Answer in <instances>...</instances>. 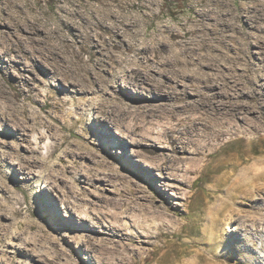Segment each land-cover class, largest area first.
Instances as JSON below:
<instances>
[{
  "label": "bare ground",
  "instance_id": "6f19581e",
  "mask_svg": "<svg viewBox=\"0 0 264 264\" xmlns=\"http://www.w3.org/2000/svg\"><path fill=\"white\" fill-rule=\"evenodd\" d=\"M15 2L8 3L14 19L21 10L14 8ZM82 16L76 10L61 12V18L73 24L74 19L82 20ZM3 21L0 11V24ZM19 22L28 31L37 32L33 22L22 17ZM88 22L89 31L85 34L66 22L68 36L55 29L51 36L24 37L30 43L31 52L26 58H30L31 64L21 68L16 78L5 75L0 68L2 155L5 161L18 165L19 187L32 186L39 176L37 169L43 167L42 184L61 193L67 213L66 220L54 217V226L41 225L47 237L45 253L51 259L43 254L42 241L34 242L16 234L11 241H0V264H10L14 257L26 262L33 256L39 260L45 256L42 264H86L75 255L77 246L90 255L94 264H142L140 254L147 253L146 247H156L164 234L176 232L167 214L173 213L172 209L165 202L156 204L145 187L149 181H155L153 173L147 178L139 166L118 162L116 156L108 157L99 148L103 146L96 139L99 136L126 140L137 147L138 153L143 149L153 155L148 166L160 173L186 209L195 196L196 181L208 175L211 186L204 195V205L211 200L214 204L201 212L205 214L204 222H217L223 212L233 210L234 205L241 206L242 199L264 191V170L256 168L264 157H253L250 149L259 140L264 121V94L260 93L264 88V59L260 66L256 65L250 42L254 36H238V43L230 44L229 39L234 36L222 32H215L217 36H181L171 32L161 36L166 49L158 38H154V46L155 43L149 45L143 39L137 41V36H113L119 28L113 32V24L104 26L102 17ZM11 24L17 27L14 22ZM83 24L80 21L79 28L85 29ZM11 36L6 52L16 57L23 52V37ZM260 50L264 55V44ZM125 65L134 68L126 69ZM46 99L51 100L48 108ZM67 102L74 106V112L68 116L69 126L77 128L81 135L79 142L68 145L57 134L66 123L65 114L58 107ZM89 106L100 125L99 133L82 125ZM245 112L251 118L247 126L243 124ZM32 125L46 128V133H38L35 141L29 140ZM247 135L252 137L246 140ZM46 138L57 142L55 148L62 146L59 161L66 164L63 168L60 163L47 168L50 161L38 156L40 144ZM91 142H96L98 148L91 149ZM241 142L244 148L239 152ZM234 144L235 153L227 154L228 146ZM16 145L21 151L16 150ZM112 178L118 180L120 191L115 198L105 197L109 210H96L87 198L91 195L85 192L86 187L79 184L89 187L92 181H98L105 186L113 182ZM63 181L69 182V186ZM36 200L45 211H51L44 204L45 193L38 194ZM75 217L79 220L75 221ZM125 220L130 222L129 226ZM0 224L4 229L6 224ZM246 242L251 243L249 238ZM219 244L223 246V239ZM181 245L180 255L194 253L192 256L199 258V264L224 261L213 254L200 258L212 245L207 242L200 243L197 250H193V241ZM260 264H264V258Z\"/></svg>",
  "mask_w": 264,
  "mask_h": 264
},
{
  "label": "rangeland",
  "instance_id": "374dc122",
  "mask_svg": "<svg viewBox=\"0 0 264 264\" xmlns=\"http://www.w3.org/2000/svg\"><path fill=\"white\" fill-rule=\"evenodd\" d=\"M9 1L0 0V11L4 18L0 24V68L4 69L5 75L9 74L13 78L21 74V68L31 64L30 58H26L29 51L31 52L30 43L28 40H24V37L51 36L50 32L55 29L60 30V35L68 36V27L64 26L66 22L71 24L75 31L85 34L89 31L87 28L90 25L88 19L92 22L98 16L103 18L104 26L113 24V32L119 28L117 34L113 36H137V41L141 42L143 39L144 43L147 42L149 45L155 43L154 46H157V43L153 40L158 38L161 46L166 49L167 45L161 36H169L171 32L181 36H217L218 34L215 32H222L225 36H234L229 39L230 44L238 43V36H254L250 42H253L252 51L256 57L254 60L256 65L260 66L259 62L264 59L260 50L264 44V0H16L14 8L16 10L21 8V10L19 9L18 17L15 19L11 14L12 10L8 7ZM63 9L81 12L83 19H74V24L71 21H66L61 18ZM20 17L33 22L37 32L28 31L23 23L19 22ZM80 21L85 23V25L83 24L85 29L79 28ZM11 22H14L17 27H12ZM102 33L107 36L106 32ZM11 34L23 37L20 40L23 52H20V55L16 57L6 52V48L9 47L8 39L12 37ZM52 36L59 35L53 34ZM124 40L127 38L124 37ZM84 58H87V55H84ZM125 66L126 69L134 68ZM240 69L242 68L240 67ZM130 91L132 92L131 88H129ZM244 92L249 96L248 90L244 89ZM260 93L264 94V88ZM45 105L48 108L51 105V100L46 99ZM58 109L64 112L66 123L62 127V131L57 130V134L64 138L66 145L79 142L81 135L78 129H73L68 122L70 120L68 116L74 112V106L67 102ZM93 116L92 107L89 106L82 125L97 130L96 132L99 133L100 125ZM250 120V115L245 112L244 126L249 125ZM38 133L45 134L46 128H36L35 125H32L29 140L35 141ZM251 137L247 135L245 139L249 140ZM96 139L102 141L103 146H99V148L103 149L108 157L116 156L118 162L139 166L141 170H145L144 176L147 178L153 173L155 181L145 184L148 193L154 197L156 204L165 202L173 211V213L167 214L171 217L176 232L170 231V233L164 234L161 238L163 243L159 242L156 247H146L148 248L146 254L140 252L144 259L142 264H176L181 260L186 261V257L194 255L192 253L188 256H181L179 250L182 248V242L193 241V250H197L200 247L199 244L203 243L201 230L205 224L203 221L205 214L202 215L201 212L214 204V201L211 200L209 204L204 205V201L207 200L204 195L211 186L207 180L208 175H202L196 181L193 187L195 196L191 199L190 207L186 209L180 199L176 198L175 191L162 179L160 173L148 166L149 157H154L148 151L141 149L138 153L137 147L126 140L108 136L102 139L99 136ZM54 145H57L54 139L46 138L40 144L38 156L50 161L47 163V168H51L50 165H54V163H60L61 165H59L63 168L66 164L59 161L62 155L60 150L62 146L55 148ZM94 146L98 148L96 142H91L89 145L91 149H95ZM234 146L237 144L232 147L228 146L227 154L235 153ZM243 148V142L238 143V151L241 152ZM250 149L253 157H264V121L259 132V140L253 142ZM16 150L21 151V147L16 145ZM47 157L50 158L47 159ZM6 161L0 150V205L5 204L3 205L4 213L0 214V223L6 224L4 229L3 224H0L2 229H0V241H11L10 238L16 234L23 239L34 240V242L42 241V246L45 247L44 253H42L51 259V255L45 253L48 244L45 243L46 232L45 229H41V225L54 226V217L67 219L64 203L60 200L61 193L54 191L51 185L42 184L43 167L37 169L39 176L32 186L27 188L17 186L20 169L18 165L14 164V161ZM256 168L263 171L264 161L257 162ZM104 172L108 173L107 170ZM111 181L113 182L105 184V186L98 181H92L89 187L82 182L79 184L86 187L85 192L87 191L91 195L87 198L93 201L96 210H109V207H106L108 206L105 203L106 198H115L120 191L118 180L112 178ZM63 183L69 186V182L63 181ZM40 193H45L47 200L44 201V204L49 206L51 211H45L44 207L37 204L36 198ZM241 201V206L234 205L233 210H227L217 217V222L223 226V246L212 244L203 252L200 257L202 260L213 254L224 258L221 264H260L264 258V191ZM85 209L84 207L81 210ZM75 218V221L79 220L78 217ZM125 223L127 226L130 225L128 220H125ZM127 232L130 233L129 230ZM248 238L251 243L246 242ZM75 255L81 262L94 264L90 255L84 250H80L78 246L75 247ZM40 257L39 260L38 257L33 256L32 260L26 262L19 257H14L10 264H42L41 260L45 256Z\"/></svg>",
  "mask_w": 264,
  "mask_h": 264
},
{
  "label": "clouds",
  "instance_id": "9594fccd",
  "mask_svg": "<svg viewBox=\"0 0 264 264\" xmlns=\"http://www.w3.org/2000/svg\"><path fill=\"white\" fill-rule=\"evenodd\" d=\"M223 226L219 222L206 221L202 226L201 240L209 244H219L222 242ZM187 264H199V258L195 256H188L185 258Z\"/></svg>",
  "mask_w": 264,
  "mask_h": 264
}]
</instances>
